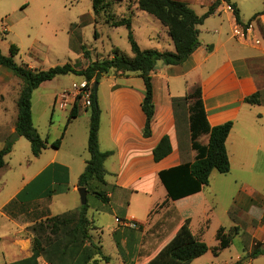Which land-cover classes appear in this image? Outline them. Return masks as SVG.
<instances>
[{"label": "crops", "instance_id": "obj_1", "mask_svg": "<svg viewBox=\"0 0 264 264\" xmlns=\"http://www.w3.org/2000/svg\"><path fill=\"white\" fill-rule=\"evenodd\" d=\"M179 1L188 3L198 15H203L216 0ZM122 3L128 6L134 17L143 15L150 28L148 36L151 42L161 38L156 41L157 45L152 42L146 47L175 50L167 28L156 17L140 10L134 1L127 3L125 0ZM245 3L251 5L250 14H254L249 20L245 19L248 16L243 11ZM123 4L115 6L118 10L116 13L120 11L124 14L120 9ZM227 4H235L233 6L239 11L241 23L252 22V33L246 39L233 35L232 28L237 17L235 11L227 8ZM153 27L160 31L155 33ZM198 29L200 44L185 62L178 65L158 62L152 72L154 116L151 135H144L146 115L142 102L145 97V83L137 72L103 76L102 78L107 77L103 90L102 79L98 83L96 100L101 110L99 146L101 150L111 152L104 162L106 176L111 178L107 179L105 176L106 184L99 187L106 193L108 200L104 201L93 194L97 202L93 205L92 212L88 204L86 212L92 222L93 241L102 248L103 254L109 257V261L100 259L99 255L93 257L100 259L96 264H148L184 223L189 225L198 239L205 241L209 246L205 254L195 258L190 264H207V258H203L206 255H209L208 264H233L242 260V264H245L255 258L251 257L250 253L257 243L264 248V197L260 192L252 193L254 189L242 183L240 194L234 197V202L244 206L246 214L240 216L238 210L235 213L234 210L227 209L224 212V216L230 220V223H227L216 213L213 202L205 198V187L210 181L201 191L174 200L169 197L159 175L162 170L192 162L196 158L197 151L193 148L190 129L189 102L181 98L197 86L201 87L209 124L215 126L233 122L226 141L230 171L235 165L237 170L244 174L264 172V10L260 11L259 0L222 1L214 12L198 25ZM4 30L8 31L6 26ZM256 39L260 42L256 43ZM22 62L38 68L31 60ZM46 82L48 81L43 82L32 94L34 125L35 91L44 87ZM21 85L22 80L10 68L0 65V120L5 123L0 125L3 147L7 139L16 132L17 99ZM257 92L259 103L251 104L245 101L247 96ZM59 93L55 92L50 101H45V111L49 104L53 109L56 108L55 100ZM38 95L47 96V93L42 91ZM7 98L12 100V109L7 106ZM70 105L72 107L73 103ZM89 107L79 101L77 116L68 124L73 125L81 119L80 123L71 130L66 127L67 132L65 130L59 147H53L51 143L54 140L45 138L49 141L48 146L39 156H33L38 161L37 164L30 172L27 170L23 181L16 185L15 190L11 191L5 202L0 205V213L4 219L15 224L13 230L6 221L1 224L8 232H0L1 250L7 259L0 264L32 254L31 239L20 238L19 231L42 218L75 212L81 207L82 204L78 203V188L79 177L89 158ZM165 135L170 137L172 151L156 161L153 150ZM21 137L19 135L15 140ZM199 142L207 144L208 135L200 136ZM13 147L14 143L11 152ZM6 165L7 162L0 170ZM235 182L245 181L236 177ZM6 183L0 182L3 184L0 188H4ZM246 188L250 189L249 193ZM90 194L87 192V203ZM57 200L63 201V205H58ZM13 212L21 223L15 221ZM117 218L135 219L139 222V227L123 225ZM221 228L224 233L231 235L232 240L228 247L215 253L214 249L220 245L217 233ZM242 229L247 235L246 247L243 251L235 250L230 258L220 260L226 251H231L234 240ZM5 237L10 238V247L3 241ZM7 250L21 255L8 259ZM245 255L248 256L247 259H244ZM262 255L264 254L256 257ZM59 260H62V257ZM40 264L64 262L50 263L45 257H41Z\"/></svg>", "mask_w": 264, "mask_h": 264}, {"label": "trees", "instance_id": "obj_2", "mask_svg": "<svg viewBox=\"0 0 264 264\" xmlns=\"http://www.w3.org/2000/svg\"><path fill=\"white\" fill-rule=\"evenodd\" d=\"M123 1L125 0H92V9L96 21L99 20L100 16H103L105 22L112 26L125 25L128 28L129 40L134 53L132 57L126 56L120 48L115 47L112 48L110 57L91 61L84 68H78L75 64L67 62L52 66L49 69H39L15 60V56L19 52V48L15 44H11L8 55L0 49V65L10 68L22 80L17 99L16 132L30 141L33 156H39L49 143L48 139L40 135L33 122V91L43 82L69 73L81 75L88 82L94 81L96 83L103 76L115 74L114 71L121 73L137 72L145 83V97L142 102V108L146 115L144 135H151V122L154 116L152 72L158 62L165 65H178L185 62L200 44L198 25L202 24L222 1L229 2L230 0H216L203 15H198L184 1L133 0L140 10L153 15L167 28L175 46L174 51L141 48L132 31V16L119 17L115 11V6ZM233 5L235 6V4ZM235 14L237 20L241 22L237 8ZM81 49L82 51L85 50L84 45H81ZM84 54L86 56V53ZM94 87L95 84L93 85L90 105L91 119L87 143L89 158L79 177V185L87 187L89 193L107 201L106 193L99 187L106 184L107 172L104 162L111 152L103 151L99 146L101 110L95 98ZM181 99L189 102L192 143L197 155L192 162L160 171L159 175L167 188L168 195L174 200L201 191L205 185L209 184L210 174L214 169L221 173L230 171V158L226 141L233 127V122L228 121L215 126L209 124L200 86H197ZM245 101L251 104L259 103V92L247 96ZM78 107L79 101H76L72 105L68 122L77 116ZM205 134L208 135V143L201 144L199 137ZM62 137L63 135L54 140L51 145L55 148L59 147ZM12 145V142L6 141L4 147L0 149V168L5 166V156L11 152ZM171 151L170 137L165 135L153 150L154 158L159 161ZM87 208L88 203L81 205L75 212H67L46 218L36 225L33 224L34 226L30 227L35 231L31 242L32 254L3 264H40L41 257H45L50 263L64 262V264H96L100 259L109 261V257L103 254L102 248L93 241L92 222L86 215ZM47 228L53 235L52 237L46 234ZM217 237L220 240V245L214 249L215 253L228 247L232 240L231 235L224 233L223 228L218 230ZM208 250V244L198 239L189 225L184 223L162 251L148 264H190ZM261 254H264V248L257 243L250 256L256 257ZM97 255L100 259H93ZM60 257L62 260H59ZM233 264L242 263L238 261Z\"/></svg>", "mask_w": 264, "mask_h": 264}, {"label": "rangeland", "instance_id": "obj_3", "mask_svg": "<svg viewBox=\"0 0 264 264\" xmlns=\"http://www.w3.org/2000/svg\"><path fill=\"white\" fill-rule=\"evenodd\" d=\"M132 1L127 0V3ZM122 4L119 5L121 6ZM123 5L120 9L124 11V14H121L119 11L117 15L119 17L132 16V31L139 46L146 49L152 48L146 47L149 45L148 43L153 42L157 45L156 41L161 38H157L156 36L155 38L157 40L153 39L152 42L149 40L148 33L150 28H148L149 26L144 20L143 15L141 17H134L128 6ZM259 7L260 11L264 10V0H259ZM115 11L118 10L115 9ZM243 11L248 16H245L246 20H249L254 15L250 14L252 10L249 3L243 4ZM98 19V21L95 20L92 0H0V49L7 55L9 54L10 45L15 44L19 48V53L15 58L18 62L31 60L41 69H49L52 66L67 62L75 64L78 68H84L91 61L110 57L111 50L115 47L120 48L128 57L134 56L129 40L128 28L125 25L112 26L105 22L103 16H100ZM157 24L161 26L160 23ZM5 26L8 31L4 30ZM153 29L155 33L160 31L156 27H153ZM160 41L163 42L164 40ZM81 45H84L85 50L82 51ZM84 53H86V56ZM114 73L115 75L123 74L119 71H114ZM101 79L104 82L101 87L103 90L106 84L105 82H107V77ZM82 80H85L83 76L73 73L60 75L46 82L44 87L35 91V125L43 138H48L50 141L56 140L64 135L68 129L71 130L77 124L79 125L81 119L73 123V125L68 124L72 108L71 105H68L65 109H60L58 106L53 109V106L51 107L49 104L47 111H45V101H50L55 92L71 90L73 83H80ZM42 91L46 92L47 96L40 97L38 94ZM10 99L7 98L6 101L7 106L12 109L13 103ZM89 111L91 113V108ZM1 121L0 125L3 126L5 123ZM66 127H68L67 130ZM12 137L13 134L7 141L12 142ZM12 143H14L13 151L6 156L7 165L4 169L0 170V182H7L4 188H0V205L5 202L11 191L15 190L16 185L23 181V176L27 173V170L30 172L38 162L32 155L31 143L28 139L22 136ZM2 147L3 142L0 140V149ZM106 177L107 179L111 178L109 175ZM236 177H240L245 182H235ZM242 183H246L251 189H254L252 193L260 192L264 197V172H248L244 174L238 171L235 165L233 170L228 173H221L218 170H214L210 178V184L205 187V198L213 202L216 207V213L224 221H227V223H230L229 218L224 216V212L227 209H232L235 213L238 210L240 216L246 214L245 207L240 204L236 205L234 202V197L240 194ZM1 185L3 184H0V187ZM249 190V188H246L248 193ZM96 202L97 198L91 193L88 196L90 212H92V207ZM63 203V201L57 200L58 205H63ZM78 203L79 205L82 204L81 198H79ZM12 214L15 217L16 213L13 212ZM14 219L16 222L21 223L18 217ZM45 219L42 218L40 221ZM3 221L10 224L12 227L11 230L15 229V224L4 219L2 213H0L1 233L8 232L5 226H1L4 223ZM38 223L39 221L34 223V225ZM34 225H29L19 231V237L22 239L30 238L32 242L35 231L30 227ZM16 227L20 229L19 226ZM46 234L51 237L53 236L49 229L46 231ZM246 237L247 235L244 233V229H242L240 234L236 236L231 251H226L220 260L230 258L235 250L243 251V248L246 247ZM3 241L10 247L9 237H5ZM1 246L0 263L6 259L1 250ZM6 253L9 254L8 259L21 255H15L10 250H7ZM208 256L203 257L207 258V264L209 263ZM247 258L248 256L245 255L244 259ZM245 264H264V255L255 257L253 261H247Z\"/></svg>", "mask_w": 264, "mask_h": 264}, {"label": "built area", "instance_id": "obj_4", "mask_svg": "<svg viewBox=\"0 0 264 264\" xmlns=\"http://www.w3.org/2000/svg\"><path fill=\"white\" fill-rule=\"evenodd\" d=\"M227 8L230 11H235V8L232 4H227ZM252 29V22L241 23L237 20L233 25L232 33L236 38L246 39L252 33ZM255 42L259 43L260 41L256 39ZM92 93L93 82L82 80L80 83H73L71 90L60 92L56 96L55 105L63 109L72 103L74 104L76 101H81L84 106L89 107L92 102ZM116 220L119 223L131 228L139 227V222L135 219L117 218Z\"/></svg>", "mask_w": 264, "mask_h": 264}, {"label": "water", "instance_id": "obj_5", "mask_svg": "<svg viewBox=\"0 0 264 264\" xmlns=\"http://www.w3.org/2000/svg\"><path fill=\"white\" fill-rule=\"evenodd\" d=\"M98 83L99 82H96L95 83V87H94L95 98L97 97ZM18 136H19L18 132H15L13 134V137L11 138V141L13 142L15 140V138L18 137ZM78 192L80 194L82 205L87 204V192H88L87 188L85 186H80L78 188Z\"/></svg>", "mask_w": 264, "mask_h": 264}]
</instances>
